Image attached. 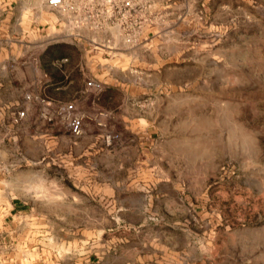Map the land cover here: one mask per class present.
Returning <instances> with one entry per match:
<instances>
[{"label": "rangeland", "instance_id": "rangeland-1", "mask_svg": "<svg viewBox=\"0 0 264 264\" xmlns=\"http://www.w3.org/2000/svg\"><path fill=\"white\" fill-rule=\"evenodd\" d=\"M151 5L129 43L116 27L79 31L125 75L110 115L96 110L108 117L75 108L80 135L57 110L63 134L78 138L85 122L101 140L78 157L81 174L57 161L34 173L17 144L0 143V221L17 195L41 203L44 192L34 212H49L5 219L0 264H264V0Z\"/></svg>", "mask_w": 264, "mask_h": 264}, {"label": "crops", "instance_id": "crops-1", "mask_svg": "<svg viewBox=\"0 0 264 264\" xmlns=\"http://www.w3.org/2000/svg\"><path fill=\"white\" fill-rule=\"evenodd\" d=\"M134 1L144 14L153 7L152 0ZM59 17L48 9L46 0H0V143L17 144L21 160L34 173L45 174L50 164L57 161L63 172L81 174L83 167L77 164L78 157L96 152L101 140L84 135L88 129L85 122L84 132L78 138L63 134L67 126L57 120V110L71 102L85 117L94 115L97 109L110 115L106 101L111 98L112 80L125 75L111 63L115 55L91 47L81 37L67 36ZM141 32L136 47L143 45L144 28ZM127 49L123 47L120 52ZM87 80L99 82L100 87L86 86ZM39 110L47 111L53 119L39 118ZM79 139H86V146ZM17 164L15 161L12 166ZM40 199L41 203H31L22 195L12 197L0 221V232L12 233V224L5 219L24 208L33 207L28 213L48 222V211L41 208L34 212L35 207L47 206L44 192ZM10 253L4 252L6 256Z\"/></svg>", "mask_w": 264, "mask_h": 264}, {"label": "built area", "instance_id": "built-area-1", "mask_svg": "<svg viewBox=\"0 0 264 264\" xmlns=\"http://www.w3.org/2000/svg\"><path fill=\"white\" fill-rule=\"evenodd\" d=\"M46 6L59 14L63 32L73 38L81 37L80 30L116 27L122 34L123 42L129 43L131 35L139 33L146 21L145 14L134 0H46ZM86 83L100 87V84L92 83L91 80ZM25 97L27 99L29 95ZM62 112L71 133L74 136L80 135L83 131V116L74 104H65ZM19 114H23V111ZM42 116L49 118L46 111H43ZM94 116L108 117L105 112H96ZM96 122L102 124L97 118ZM103 143L110 145L111 136L105 135Z\"/></svg>", "mask_w": 264, "mask_h": 264}]
</instances>
